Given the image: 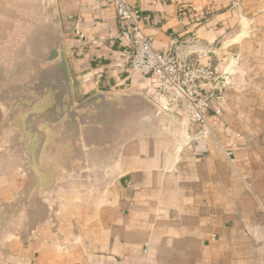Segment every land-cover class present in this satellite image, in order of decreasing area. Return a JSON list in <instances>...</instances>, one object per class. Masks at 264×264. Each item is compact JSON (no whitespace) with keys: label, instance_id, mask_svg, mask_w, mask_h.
<instances>
[{"label":"crops","instance_id":"1","mask_svg":"<svg viewBox=\"0 0 264 264\" xmlns=\"http://www.w3.org/2000/svg\"><path fill=\"white\" fill-rule=\"evenodd\" d=\"M127 2L141 11L154 49L186 62L212 65L215 45L242 16L264 52V0ZM54 17L76 102L98 93L115 99L87 111L105 122L77 135L68 124L50 127L43 144L20 116L6 124L8 98L33 82L54 39L51 24L41 39L34 24L24 35L0 28V264H264V71L250 104L231 96L228 111L209 108L203 130L180 125L175 137L143 102L124 99L152 98L157 88L118 61L130 41L114 0H0V21ZM84 178L91 183L82 187ZM76 189L86 198L75 203L81 219L66 203ZM53 212L59 233L48 223ZM68 232L79 238L70 247Z\"/></svg>","mask_w":264,"mask_h":264},{"label":"water","instance_id":"2","mask_svg":"<svg viewBox=\"0 0 264 264\" xmlns=\"http://www.w3.org/2000/svg\"><path fill=\"white\" fill-rule=\"evenodd\" d=\"M51 0H44L45 7H48ZM49 24L55 28V39L53 45L41 60V68L37 69V76L27 86L22 87L20 93H13L7 101L9 111L6 117V124L22 116V121L26 134L43 144L47 138L46 130L50 127L68 124L70 132L77 135L81 128H94L96 124H101L105 120L104 116L90 117L88 110L98 112L109 106V100L115 96L98 93L83 102H76L72 87L68 58L66 54L65 39L62 28L57 17L50 18ZM180 58L181 55L178 54ZM126 101L143 102L151 111L152 116L158 119L162 126L178 137L180 125L162 112L149 98L144 96L124 97ZM116 103V102H115ZM117 105V104H115ZM105 122V121H104ZM188 125L185 124L187 130ZM93 130V129H92ZM94 131V130H93ZM184 135V140L187 138ZM11 151V146L3 148L1 153L6 155ZM70 183V182H69ZM59 212L54 213L48 220L53 228L59 233ZM61 236V234H60ZM64 236L62 235V238Z\"/></svg>","mask_w":264,"mask_h":264},{"label":"built area","instance_id":"3","mask_svg":"<svg viewBox=\"0 0 264 264\" xmlns=\"http://www.w3.org/2000/svg\"><path fill=\"white\" fill-rule=\"evenodd\" d=\"M114 2L123 35L130 41L118 61L151 79L157 93L148 98L162 112L181 126L199 125L203 130L207 127L206 113L214 99L218 70L199 61L186 62L171 50L156 51L153 39L143 34L141 11L127 0ZM209 134L207 130L202 135Z\"/></svg>","mask_w":264,"mask_h":264},{"label":"rangeland","instance_id":"4","mask_svg":"<svg viewBox=\"0 0 264 264\" xmlns=\"http://www.w3.org/2000/svg\"><path fill=\"white\" fill-rule=\"evenodd\" d=\"M34 24L35 34L37 39L43 38L44 34H48L47 28H45L46 24L49 22L45 21H0V28L9 32H18L20 35L27 34V31L32 28ZM53 26V25H52ZM255 33V29L253 26L249 24L248 21L243 18L240 19L239 25L231 32H229L226 36L221 38V41L215 45V55L212 58V66L218 70L217 78L218 81L214 84V99L211 103L210 107L217 106L219 110H217V114L224 113L229 110L230 107V97L238 96L240 93L242 95H247L249 98V104L251 103V96L258 89V84L255 80L256 74L264 71V52H257L255 41L253 42V34ZM243 34L239 39L238 35ZM51 39H55V28L53 26V35L50 36ZM238 46V49H232L231 46ZM227 46V47H226ZM25 88V86H24ZM264 91V87L261 88ZM20 96L24 95L23 93H16ZM226 100H223L225 98ZM24 115V114H23ZM21 115V121L22 116ZM212 135V133L210 134ZM230 161V160H229ZM81 182L80 185L82 187L87 186L90 181H87L86 178ZM69 186L74 187L75 182L67 183ZM75 198L70 202L69 200L66 203L70 206L65 207L66 211L69 209L70 212H73V215H76L78 219L81 217L76 212V204L80 207L84 204L86 198L81 196V191L75 190ZM76 203V204H75ZM64 211V212H66ZM64 214V213H63ZM63 214L60 215V220L62 219ZM72 217V216H71ZM62 240L67 239L65 244L67 247L72 246L76 243V239H79L72 232H68L63 234Z\"/></svg>","mask_w":264,"mask_h":264}]
</instances>
